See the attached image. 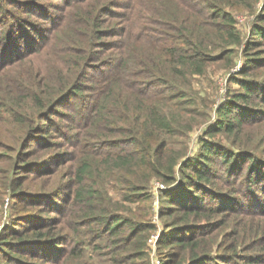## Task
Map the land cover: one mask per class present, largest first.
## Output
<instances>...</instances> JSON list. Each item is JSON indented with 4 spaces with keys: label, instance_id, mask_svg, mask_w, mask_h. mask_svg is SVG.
I'll list each match as a JSON object with an SVG mask.
<instances>
[{
    "label": "trees",
    "instance_id": "trees-1",
    "mask_svg": "<svg viewBox=\"0 0 264 264\" xmlns=\"http://www.w3.org/2000/svg\"><path fill=\"white\" fill-rule=\"evenodd\" d=\"M85 1H87L86 7L74 10L76 6L84 5ZM32 2L31 0L27 3L32 5ZM256 2L257 0H149L150 4L147 6L150 7V11L145 10L142 13V26L134 40L125 41L122 54L114 58L109 56L103 60L104 75L100 80H96L97 84L89 86L83 79H89L91 69L98 71L92 63L100 56V48L91 47V37H98V45H102L105 49L113 47L114 44L112 40H100L101 35H104L99 34L102 30L97 28L101 22L100 15L107 14L111 18L120 15L122 20H126L128 10L124 16L116 14L120 4H124L128 9L133 8L132 11L134 13L137 11L139 14L145 6L142 0H66L65 7H59L60 11L57 14L59 25L55 31L64 25L73 31L74 35L59 50L70 54L72 58L69 63L74 68H70V72L66 71L64 76H61L56 97L49 99L45 106L36 95L27 98L29 103L33 102L35 108L46 107V110L39 115V121L36 122L35 118L29 125L28 133L35 132L36 128L43 129L40 123L49 119L48 115L56 111V105L69 106L72 98L75 103V97L81 101L84 94L94 100L90 108L92 112L88 118L89 122L95 112H102L104 95H101V89L103 83H108V78L117 80L122 77L132 78V81L138 85L141 99L144 100L160 96L165 91L168 93L164 96H171L176 101L181 100L182 91L191 85V77L202 75L209 63L218 61L221 67L231 69L235 53L228 45H237L243 40L236 26L234 11L251 10ZM262 7L260 15L264 20V2ZM26 9L30 11V8ZM11 10L0 5V19H6L7 14L12 17ZM146 22L153 24L158 33L156 40L153 41L154 45L148 48L151 53L153 49L155 51L150 56H142L139 64L142 63L145 67L137 68L136 63L131 60V55L126 51L132 46L130 43L147 42L150 45L149 40H146L150 29L145 26ZM26 24L25 19L20 18L15 24L8 20L1 27L0 44L9 39L11 43L4 46L0 53V64H11V66L18 64L20 61L18 59L26 55L23 44L25 47L31 46V50L40 51L38 47L46 46L47 39L50 38V43L52 42L54 32L50 36L40 37V30L33 34ZM251 34L257 38V41L264 43V24H254ZM131 37V35L127 36L129 39ZM213 40L220 43L215 53H213V45L217 43ZM49 46L51 49L54 47V45ZM248 62L253 63L250 66L253 69L264 66V58L255 57L253 60L245 61V64ZM60 65L63 67L61 62ZM79 68L82 70L77 75ZM247 70L243 67L240 70L241 76ZM237 71L232 70L230 80L241 85L242 90L233 91L225 98L218 108L222 123L215 124V128H219L227 123L225 129L228 132L238 130L234 127L246 122L253 115L254 118L259 115L264 116V78L259 80L237 76ZM113 73L119 74L120 77L114 76ZM143 77H147L146 83L141 80ZM159 82L162 83L160 87L157 86ZM23 83L25 84L20 86L22 91H25L27 86H32L30 81ZM180 85L185 86L181 89ZM86 90L91 92L86 93ZM63 100L66 103L62 102ZM253 100L255 102H252ZM20 107H18L19 111H28L27 108L20 109ZM4 113L5 122L11 124L12 117L17 112L11 108ZM228 115H230L229 119L225 118ZM25 117L30 119L28 116ZM14 121L18 123L20 119L14 118ZM109 122V128H97L96 124L94 125L96 128H87L98 140L97 142L102 140L106 149L103 160L98 161L93 156V162H89L90 159L85 157V162L74 167L72 178L66 185L68 194L65 202L64 199L55 200L39 196L41 199L39 204L44 205L40 213H44L49 207L54 210L53 216L41 219L25 216L24 219H27L29 227L32 228L29 229L32 238H29L25 230H13L16 234H12L11 237L13 239L17 237L18 242L5 244L3 248L6 255L3 258L5 264H22V260L28 255L42 257L48 262L72 264L73 258L79 259L84 251V241L79 236L81 228L86 227L96 229L98 234L102 231L107 238H111L108 246L109 253L113 254L112 264H130L133 259H141L143 264H149L146 254L147 240L154 224L148 220L147 214L140 216L141 214L138 215L131 207L125 205L123 206L126 209L125 213L115 212L109 197L104 193V182L111 175L115 177L126 175L124 189L127 190L122 191V199L128 203H140L149 201L146 189L151 178H158L168 184L174 180L176 166L184 171L185 168L190 169L191 172L185 173L180 168L183 181L180 194L174 197L171 191L166 195L167 200L171 202L169 206L173 203L170 214L176 213L177 223L187 222L191 214L203 216L217 211L215 207L204 202V193H210L207 182L212 183L213 178L226 177L228 182L236 184L238 177L243 176L250 197L249 203L252 201L251 198L256 196V192L252 193V191L263 189L264 184L259 180L264 172V158L258 157V154L252 150H244L243 154H240L232 152V148L217 143V148L213 151V143L206 140L201 145L202 149L198 152V157L188 156L182 160L185 150L175 149L170 144L171 138L179 133L187 135L193 126L190 122L171 116L158 105L156 100L149 101L145 108L141 105L139 112L129 123H122L113 114ZM205 132L213 134L212 130ZM80 133L79 131L78 134ZM24 143L22 142L21 149L25 147ZM213 162L216 164V169H213ZM26 163L27 161L24 162ZM220 164L225 168L219 174ZM27 166L29 164L24 167ZM93 166V173L89 174V169ZM21 178V175L10 176L9 183L20 186ZM195 191L197 193H194ZM232 192L237 193V189ZM17 193L15 195H18ZM2 194L3 191H0V195ZM237 203L236 201L235 206L231 208L232 213L251 214L252 211L239 208ZM180 210L185 212L178 214ZM194 219L196 218L193 217V223L196 222ZM247 228L248 225L243 230ZM93 229L88 230L93 231ZM187 230L184 225L173 226L168 230L171 231L169 236L164 238L161 236L156 240L158 245H162L161 264H194L200 257L209 255L212 243L201 242L196 237L210 235L213 229L204 230L202 233L195 231L185 234L184 231ZM248 230L250 232L245 235L252 238L253 243L256 236L261 233V228L251 227ZM59 242H62V245L57 248L55 243ZM180 255L183 258H180ZM238 263L242 264V262ZM228 264H236V256L230 257Z\"/></svg>",
    "mask_w": 264,
    "mask_h": 264
},
{
    "label": "rangeland",
    "instance_id": "rangeland-1",
    "mask_svg": "<svg viewBox=\"0 0 264 264\" xmlns=\"http://www.w3.org/2000/svg\"><path fill=\"white\" fill-rule=\"evenodd\" d=\"M30 1L0 0L1 6L12 9V17L7 14L6 19H0V29L8 20L15 24L17 20L23 18L27 22V28L33 34L40 30L41 37L50 36L54 32L52 42L50 43V38L47 39L46 46L38 47L40 51L31 50V46L25 47L23 44L26 55L18 59L20 60L18 64L13 66L0 64V191H3V194L0 195V264H5L3 259L6 257L3 249L5 244L18 242L17 237L15 239L11 237L12 234L25 230L29 236L31 235L29 229L32 228L29 227L27 219H24L25 216L40 219L53 216L54 210L49 207L44 213H40L44 209V205L39 204L41 200L39 196L55 200L57 198L64 199L65 202L68 194L66 185L72 178L74 167L85 162L86 158L90 159L89 162H93L94 157L98 161L103 160L106 154L105 146L102 140L97 142L98 140L91 135L87 128H96L95 124L98 125L97 128H109L112 114L122 123H129L139 112L141 105H144L145 108L149 101L156 100L158 105L171 116L190 122L193 126L187 135L179 133L171 138L172 143L170 142V144L175 149L183 148L185 150V154L181 157L182 160L188 156L198 157V152L202 149L201 145L206 140L213 143V151L216 150V144L219 143L224 147L232 148V152L243 154L244 150H252L258 154V157L264 158V116L259 115L254 118L253 115L246 122L236 125L234 128H238V130L232 132L226 131L227 123L215 128V124L222 123L218 114L219 106L233 91L242 90L241 85L230 80L232 70H238L236 75L241 76L240 70L244 67L248 70L242 73L241 77L259 80L264 78V66H257L253 69L250 68L253 65L252 62L245 64V61L253 60L255 57L264 58V43L257 41V38L251 34L254 24H264L263 17L260 15L264 0H257L251 10L234 11L237 20L236 26L243 40L240 44L228 45L233 48L235 53L231 69L221 67L218 61L209 63L202 75H192L191 85L182 91L181 100L176 101L171 96H164L168 91L161 93L160 96L144 100L141 99L142 95L139 94L138 85L132 81V78L122 77L118 80L108 78V83H103L101 89V95H104L102 112H95L89 122L88 118L92 112L90 108L94 100L84 94L81 101L75 97L74 103L72 98L69 106L56 105V111L48 115L49 119L40 123V127H43L44 130L36 128L35 132L28 133L29 125L35 118L36 122L39 121V115L46 110V107L35 108L33 102L29 103L27 98L36 95L45 106L49 99L56 97L61 76H64L66 71L70 72V68H74L69 63L72 58L70 54L59 50L74 35L73 31L65 25L55 31L59 25L57 24L59 7H65L66 0H32V5H29L27 2ZM86 3L87 1L84 5L76 6L74 10L86 7ZM142 4L145 9L140 11V14L137 11L134 13L133 8L128 9L124 4H120L116 14L124 16L128 10L126 20H122L120 15L115 18H111L107 14L100 15L101 22L97 28L102 30L99 34H104L101 35L100 40H112L114 44L113 47L105 49L102 45H98V37H91V47L100 48V56L92 63L95 64L98 71L91 69L89 79H83L89 86L97 84L96 80H100L104 75L103 60L109 56L114 58V56L122 54L125 41L134 40L138 34L142 26V13L145 10L150 11V7L147 6L150 4L149 0H142ZM26 8H30V11ZM145 26L150 27L146 37L150 45L147 42L130 43L132 46L128 47L129 51H126L131 55V60L136 63L137 68L145 67L144 64H139L142 56H150L155 51L153 49L151 53L148 48L154 45L153 41L156 40L158 33L150 22H146ZM108 33L112 35H105ZM130 35L132 37L127 38ZM9 40L0 44V53L11 43V39ZM213 42L217 43L218 41L213 40ZM49 45H54V47L51 49ZM217 46H220V43L213 45V53L217 51ZM81 70L79 68L77 75ZM113 75L119 76L117 73H113ZM75 76L73 75V77ZM141 80L146 83L148 79L143 77ZM24 81H30L32 86H27L26 90L22 91L20 86L25 84ZM161 84L159 82L157 86L160 87ZM184 86L180 85L181 89ZM85 92L90 93L91 91L86 90ZM62 102L66 103L65 100ZM19 106H21L20 109L25 107L28 111H19ZM11 108L17 113L13 115L12 123L8 124L4 120L6 116L4 112H8ZM229 117L230 115L225 118L229 119ZM14 118H19L20 121L17 123ZM232 122L233 120L230 124ZM205 130H212L213 134L206 133ZM79 131L80 134H78ZM24 138L27 139L24 140ZM22 142H25L23 149H21ZM25 161L29 166L24 167ZM214 163L212 164L214 165L213 169H216ZM180 168L175 167V177L171 183L167 184L158 178L150 179L146 189L149 196L148 202L128 203L123 201L121 193L123 190H127L124 189L126 175L121 177L120 175L116 177L111 175L104 182V193L109 197L111 207L115 212L125 213L126 209L123 208L125 205L131 207L138 215L141 214L140 216L144 213L147 214L148 220L154 224L147 240L146 254L149 264H161L162 245H158L156 240L161 236L163 238L169 236L171 231L168 230L179 225H184L188 229L184 231L185 234L195 231L202 233L204 230L213 229L210 235L196 237L201 242H211L213 246L208 256L200 257L199 261L194 264H228V260L232 256H236V264H239L238 262L264 264V185L263 189L252 191V193L256 192V196L252 197V201L249 203L250 197L243 176L238 177L236 184L228 182L226 177L213 178L212 183L207 182L210 193H204V202L215 207L217 211L203 216L191 214V218L187 219V222L177 223L176 213L170 214L173 203L169 206L171 202L167 200L166 195L171 191H173L174 197L180 194L183 187ZM224 168L220 164L218 173L220 174ZM93 169L94 166L89 169V174L93 173ZM185 170L182 169V172H191L190 169L185 168ZM17 175H21L22 184L20 186L11 185L9 183L10 176ZM259 182L264 184V172ZM234 189H237V193L232 192ZM16 193L18 195H15ZM236 201L239 208L250 210L251 214L232 213L231 208L235 206ZM43 202L46 201L43 199ZM184 212V210H180L178 214ZM193 217L196 218L194 219L195 223H193ZM247 225V230H243ZM258 226L261 228V233L252 243V238H248L245 233L250 232L249 228L256 229ZM88 229L93 228H81L79 238L84 241V251L79 259L73 258L72 264H112L113 254L109 253L108 246L111 238H107V235L102 231L101 234H98L96 229L93 231ZM1 233L4 234L1 235ZM61 243H55L56 247L59 248ZM180 258L183 257L180 255ZM22 264L61 263L58 261L48 262L44 261L42 257L28 255L24 257ZM130 264L143 263L141 259H133Z\"/></svg>",
    "mask_w": 264,
    "mask_h": 264
}]
</instances>
